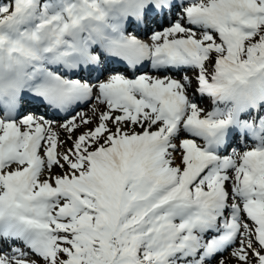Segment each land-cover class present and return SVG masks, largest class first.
Masks as SVG:
<instances>
[{
	"label": "snow or ice",
	"instance_id": "6c2138e0",
	"mask_svg": "<svg viewBox=\"0 0 264 264\" xmlns=\"http://www.w3.org/2000/svg\"><path fill=\"white\" fill-rule=\"evenodd\" d=\"M231 261L264 264V0H0V264Z\"/></svg>",
	"mask_w": 264,
	"mask_h": 264
},
{
	"label": "rangeland",
	"instance_id": "374dc122",
	"mask_svg": "<svg viewBox=\"0 0 264 264\" xmlns=\"http://www.w3.org/2000/svg\"><path fill=\"white\" fill-rule=\"evenodd\" d=\"M230 264H235V262L234 261H231Z\"/></svg>",
	"mask_w": 264,
	"mask_h": 264
}]
</instances>
